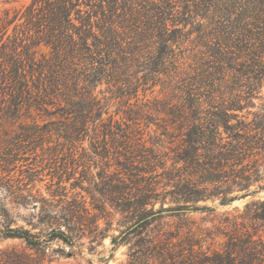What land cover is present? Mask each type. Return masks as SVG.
<instances>
[{
	"label": "rangeland",
	"instance_id": "rangeland-1",
	"mask_svg": "<svg viewBox=\"0 0 264 264\" xmlns=\"http://www.w3.org/2000/svg\"><path fill=\"white\" fill-rule=\"evenodd\" d=\"M30 1L0 0V18L6 11L10 19L19 16ZM174 9L182 10L179 5ZM183 19L167 21V27H177L179 33L171 34L174 40L168 43L171 50L160 73L148 75L144 68L132 67L120 73V79L93 83L88 94L81 89L83 83L79 86L76 110L80 112L91 96L98 118L77 123L75 115L70 121L56 104L9 117L0 112V231L26 230L41 240L52 229L74 236L73 246L53 240L37 248L0 237V264H162L160 257L167 253L189 258L196 253L203 261L213 251H222L235 225L251 223L245 206L264 201V150L243 162L259 175L246 190L227 180L201 183L199 171L193 177L197 188L214 196L186 204L172 194L184 173L181 159L189 152L183 134L190 129L196 100L189 94L199 91L198 100L207 108L208 94L199 81L213 67L210 48L199 34V18ZM225 75L226 81L234 80L230 71ZM228 90L220 93L227 98ZM241 104L245 109L235 112L238 116L251 119L258 113L264 105V83ZM32 126L41 136H20ZM219 137L223 143L229 139L222 126ZM195 147L202 161V146ZM229 188L227 197L237 198L222 205L219 193ZM185 206L191 210H181ZM156 211L161 212L147 227L128 230ZM256 232L264 243V226L248 228L249 234Z\"/></svg>",
	"mask_w": 264,
	"mask_h": 264
},
{
	"label": "trees",
	"instance_id": "trees-1",
	"mask_svg": "<svg viewBox=\"0 0 264 264\" xmlns=\"http://www.w3.org/2000/svg\"><path fill=\"white\" fill-rule=\"evenodd\" d=\"M177 5L182 10H175ZM19 14L10 19L6 11L0 18V112L9 117L21 110L42 111L56 104L70 121L78 115L77 123L98 118L97 103L91 96L85 106L78 104L80 112L75 108L82 83L81 89L87 93L93 83L102 78L120 79L118 75L132 67L144 68L148 75L160 73L171 50L168 43L174 40L171 34L179 33L177 27L168 28L167 21L199 18V34L210 48L213 64L212 73L207 72L199 81L209 101L204 109L198 100L200 92L189 94L196 99L190 129L183 134L189 152L181 159L184 173L172 194L186 204L214 196L197 188L193 177L199 171L201 183L227 180L241 190L258 180L259 175L243 162L264 150V127L255 124L264 123V105L251 119L235 112H242L245 107L241 102L250 99L264 83V0H31ZM229 71L234 78L231 82L224 79ZM216 74L222 77L215 78ZM129 86L124 88L132 90ZM222 89L228 90L227 98L220 93ZM232 121L235 124H230ZM220 126L229 138L225 143L219 137ZM33 128L20 136H41ZM195 145L202 146V161ZM166 179L171 180L167 175ZM229 190L219 193L223 194L220 204L237 198H228ZM187 206L181 210H191ZM245 209L251 223L235 225L222 251H213L203 261L196 253L191 258L167 253L160 257L162 264H264L261 236L248 233V228L259 223L264 226V201L248 204ZM160 212H150L128 230L144 229ZM0 237L21 239L32 248L53 240L73 246L74 238L70 231L52 229L41 240L29 231L10 228L0 231ZM118 238L112 239L113 245L118 244Z\"/></svg>",
	"mask_w": 264,
	"mask_h": 264
}]
</instances>
